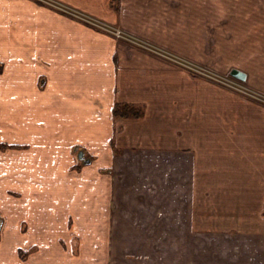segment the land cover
Listing matches in <instances>:
<instances>
[{"label": "crops", "instance_id": "0c3cea01", "mask_svg": "<svg viewBox=\"0 0 264 264\" xmlns=\"http://www.w3.org/2000/svg\"><path fill=\"white\" fill-rule=\"evenodd\" d=\"M60 1L130 37L0 0V264H264V102L152 48L264 94V0Z\"/></svg>", "mask_w": 264, "mask_h": 264}, {"label": "built area", "instance_id": "2783aa9c", "mask_svg": "<svg viewBox=\"0 0 264 264\" xmlns=\"http://www.w3.org/2000/svg\"><path fill=\"white\" fill-rule=\"evenodd\" d=\"M40 1L46 2V3L55 4L57 8L62 9V11H65L70 16L78 17L81 20H83L84 22L88 23L91 26L97 27L98 29H102V30H104L106 32L113 33V34L121 36V37H126V38L130 37L122 29H120L118 27H115L113 25H110L108 23L102 22V20L100 21V19H98V18H96L94 16H91V15H88L86 13H83V12H81L78 9H73L71 7H66V6L62 5V3H60V2L58 3L57 1H54V0H40ZM130 39H133L134 42L137 41L135 38H130ZM138 43H139V41H138ZM141 44H143V43H141ZM160 53L165 54L162 51H160ZM167 56H169V55H167ZM169 57H171V60L176 61L179 64H183V65L191 68V70H196L195 72L200 70L199 72H202L203 74H206V75L209 74V73L205 72L204 70H202L201 68H203V67L198 66V64H195V63L191 64L190 63L191 64L190 65L188 62L186 63V61L184 62V61L178 60L176 58V56L173 55V54L171 56H169ZM221 81H223V80H221ZM223 82L228 84V86L232 87V89H234L236 91H239V92H241L242 94H244L246 96H249L251 98H254V99H257V100H260V101L264 102V94L253 90L248 85H246L245 82H243L242 80H239V79H237L235 77L234 78L231 77V78H227Z\"/></svg>", "mask_w": 264, "mask_h": 264}, {"label": "rangeland", "instance_id": "374dc122", "mask_svg": "<svg viewBox=\"0 0 264 264\" xmlns=\"http://www.w3.org/2000/svg\"><path fill=\"white\" fill-rule=\"evenodd\" d=\"M73 9H75V8H73ZM81 12H83V11H81ZM80 12V13H81ZM83 13H85V12H83ZM87 14V13H86ZM89 15V14H88ZM77 19H80V18H78L77 17ZM100 21H101V19H100ZM102 22H105V21H103L102 20ZM105 23H107V22H105ZM153 49H155V50H157L158 52H160V51H162V52H164L165 54L164 55H169V56H171L172 55V53L170 54V53H168V52H166V51H164L163 49H160L159 47H152ZM165 56V57H166ZM169 56H167V58H169V59H171V57H169ZM176 58L178 59V60H181V61H186V60H184L182 57H179V56H176ZM193 63L192 61H186V63ZM179 64V63H178ZM190 64V65H191ZM180 65H182V66H185V65H183V64H180ZM198 66H200V67H203V68H201L202 70H204L205 72H207V73H209L208 75H206V74H203L202 72H199V71H197V72H195L196 70H192V72H193V74H195V77H200V78H204V79H207V80H209V81H211V82H214V83H216V84H219V85H221V86H223V87H227L228 89H231V90H234V89H232V87H230V86H228V84H226V83H224L223 81H225L227 78H234L233 76H230V75H225V74H222V73H219L218 71H216L215 69H213V68H211V67H207V66H205V65H201V64H198ZM197 74V75H196ZM221 80H223V81H221ZM236 91V90H235ZM237 92H239V91H237ZM239 93H241V92H239Z\"/></svg>", "mask_w": 264, "mask_h": 264}, {"label": "trees", "instance_id": "16d2710c", "mask_svg": "<svg viewBox=\"0 0 264 264\" xmlns=\"http://www.w3.org/2000/svg\"><path fill=\"white\" fill-rule=\"evenodd\" d=\"M115 115L131 117V116H140L141 111L138 110L134 105L130 104H117L114 110Z\"/></svg>", "mask_w": 264, "mask_h": 264}, {"label": "flooded vegetation", "instance_id": "af4514ba", "mask_svg": "<svg viewBox=\"0 0 264 264\" xmlns=\"http://www.w3.org/2000/svg\"><path fill=\"white\" fill-rule=\"evenodd\" d=\"M35 1H37V2H39V3H41V4H43V5L49 6V7H51V8H54V9H56L57 11H59V12H61V13H63V14H67L65 11H62V9L57 8L55 4L42 2V1H40V0H35ZM54 1H57L58 3L60 2V3H62V5L66 6V7H71L70 5H68V4H66V3H63V2L60 1V0H54ZM71 8H73V7H71ZM68 15H69V14H68ZM85 23H86V22H85ZM87 24H88V23H87ZM88 25H89V24H88ZM90 26H91V25H90ZM92 27H94V26H92ZM95 28H97V27H95Z\"/></svg>", "mask_w": 264, "mask_h": 264}, {"label": "water", "instance_id": "95a60500", "mask_svg": "<svg viewBox=\"0 0 264 264\" xmlns=\"http://www.w3.org/2000/svg\"><path fill=\"white\" fill-rule=\"evenodd\" d=\"M232 75H234L235 77H237V78H239L241 80H246V78H247V75L244 72H242V71H240L238 69H234L232 71Z\"/></svg>", "mask_w": 264, "mask_h": 264}]
</instances>
